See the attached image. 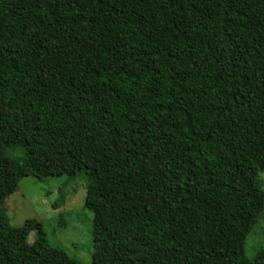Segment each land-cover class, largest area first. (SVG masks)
<instances>
[{
	"label": "trees",
	"instance_id": "1",
	"mask_svg": "<svg viewBox=\"0 0 264 264\" xmlns=\"http://www.w3.org/2000/svg\"><path fill=\"white\" fill-rule=\"evenodd\" d=\"M263 172L264 0H0V203L86 178L92 264H264ZM0 264L79 263L0 211Z\"/></svg>",
	"mask_w": 264,
	"mask_h": 264
},
{
	"label": "rangeland",
	"instance_id": "2",
	"mask_svg": "<svg viewBox=\"0 0 264 264\" xmlns=\"http://www.w3.org/2000/svg\"><path fill=\"white\" fill-rule=\"evenodd\" d=\"M259 179L264 189V172L259 174ZM86 186L84 177L43 181L27 177L19 182L14 194L0 203V211L13 228L23 227L27 221H37L52 247L64 251L79 264H92L93 215L84 207ZM34 240L35 235L31 233L28 241ZM245 255L251 261L264 257V215L246 239Z\"/></svg>",
	"mask_w": 264,
	"mask_h": 264
}]
</instances>
